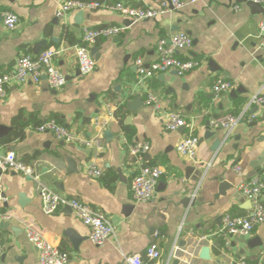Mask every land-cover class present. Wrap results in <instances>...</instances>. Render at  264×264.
Masks as SVG:
<instances>
[{"label":"crops","instance_id":"obj_1","mask_svg":"<svg viewBox=\"0 0 264 264\" xmlns=\"http://www.w3.org/2000/svg\"><path fill=\"white\" fill-rule=\"evenodd\" d=\"M62 1L0 0V74L11 71L20 54L37 55L56 47L60 52L54 65L72 76L59 89L50 88L44 76L37 83H11L0 98V125L7 127L0 135V152L13 151L32 169L30 175L0 172L6 197L0 210L10 215L0 221L7 223L0 225V264H36L37 252L26 236L27 228L69 252L67 264H129L128 257L135 253L141 254L143 264H264V221L247 236L220 232L225 213L249 211L237 185L256 177L264 183V104L248 108L244 121L239 119L230 132L208 124L217 115L241 113L253 94L264 92V50L259 48L258 35L264 13L246 0H196L137 21L106 9H83L75 27L78 10L57 16ZM121 1L149 6L160 0ZM6 10L20 19L12 31L2 22ZM107 25L124 29L119 35L97 39L91 46L98 55L95 68L76 74L73 45L80 43L83 29ZM177 31L188 33L193 42L176 55L197 59L199 65L183 75L169 70L138 83L135 59L141 57L145 64L154 61L158 41H168ZM41 40L46 45L34 50ZM219 78L230 81L232 88L214 95L210 89ZM148 93L160 101L161 110L145 103ZM138 96L141 103L132 111L127 103ZM167 111L181 114L188 125L166 130ZM49 118L67 126L76 141L38 131L37 126ZM15 122L25 123L24 135L6 141ZM106 130L110 135H105ZM208 130L212 135L205 137ZM189 133L199 137L194 159L175 149ZM216 139L220 144L212 150ZM134 143H148L149 148L138 157L130 152ZM66 155L76 161L77 172L68 173ZM90 164L101 169L100 177L86 172ZM142 165L159 166L163 175L152 199L135 201L129 182ZM223 181L227 185L220 188ZM40 184L102 211L113 223L115 235L95 245L72 210L63 207L43 213ZM21 192L25 201L19 204ZM261 198L264 202V189ZM68 232L80 237L76 247ZM149 245L158 249L157 259L144 255ZM202 246L208 248L207 258L201 256Z\"/></svg>","mask_w":264,"mask_h":264},{"label":"built area","instance_id":"obj_2","mask_svg":"<svg viewBox=\"0 0 264 264\" xmlns=\"http://www.w3.org/2000/svg\"><path fill=\"white\" fill-rule=\"evenodd\" d=\"M196 0H160L156 5L134 6L121 0H63L57 11V16H63L71 10L83 9H106L114 11L131 21L154 18L157 15L173 9L178 10L187 3ZM263 7L264 0H254ZM2 22L7 30H14L20 23L17 14L12 11L2 12ZM124 29L123 25H107L97 28H84L81 41L73 45L77 67L82 75L88 74L96 66V60L91 53V46L102 37H113L119 35ZM258 35L260 38L259 48L264 50V15L258 23ZM192 37L184 32L173 33L168 41L161 39L156 45L157 57L154 61L145 64L141 57L134 61L138 74V83L159 73L174 70L178 75L197 67L199 60L194 58L181 59L176 53L189 48L192 45ZM60 52L56 47H48L37 55L20 54L16 58L13 69L0 74V98L6 95L7 86L11 83L22 84L27 81L37 83L44 76L47 85L52 89H59L66 83L65 75L54 65V58ZM232 88V83L219 78L211 86L214 95L224 93ZM145 103L161 110L160 101L151 93L145 98ZM264 104V92L258 91L247 101V105L241 113L226 112L213 117L209 123L211 128L224 129L230 132L242 118L243 113L253 105ZM163 125L166 130L175 131L180 127L188 125V121L181 114L174 111L165 112ZM40 132L49 131L56 138L65 142L76 141V135L65 125L59 123L55 118H49L37 126ZM199 137L193 133L183 136L176 144L175 149L180 156L194 159ZM149 148L148 143H134L130 146L133 155L141 157ZM236 172L240 171L239 166L234 167ZM16 171L27 175L32 173L31 166L18 159L13 151L0 152V172ZM86 172L93 177L102 175L101 169L90 164ZM163 175V169L156 165H142L139 171L131 178L129 188L131 197L135 201H148L153 198L158 179ZM238 191L244 195L249 202V211L245 215H233L225 213L222 216L220 232L224 235L247 236L256 225L264 221V202L261 198L264 183L259 178H252L240 182L237 185ZM41 210L45 214L53 213L63 207L69 206L74 215L79 218L89 229V239L95 245H102L106 239L115 235V227L109 217L102 211L80 201L61 195L45 184L38 187ZM6 200L4 190L0 184V205ZM10 215L0 210V221L8 220ZM26 236L36 249V264H67L70 260L69 252L62 250L50 243L40 232L26 229ZM144 255L148 259H157L160 256L154 245H149ZM129 264H143L141 254L135 253L128 257ZM239 264H245L241 261Z\"/></svg>","mask_w":264,"mask_h":264},{"label":"water","instance_id":"obj_3","mask_svg":"<svg viewBox=\"0 0 264 264\" xmlns=\"http://www.w3.org/2000/svg\"><path fill=\"white\" fill-rule=\"evenodd\" d=\"M246 3L252 7L254 10L256 11H261L263 12V7L260 3L254 1V0H246ZM83 15V12L82 10H78L73 22H74V26L75 27H78L79 24L81 23V17ZM46 45V41L45 40H41V41H38L35 45H34V50L39 47V46H45ZM91 53L94 55V58L97 59L98 55H97V50L95 47H92L91 48ZM76 74H79V71L77 70ZM72 76H69V75H65V78L66 79H70ZM235 91L234 90H231V93L233 94ZM141 103V98L138 96L136 98H134L131 102L127 103V107L132 110V111H135L137 109V106L138 104ZM250 114H252L253 112L252 111H249ZM241 122L244 121L243 118L240 119ZM209 124V122H208ZM254 124V123H253ZM7 127L6 126H3V125H0V135L2 133H4L6 131ZM180 129H182V127H180ZM105 135H110L109 131L106 130L105 131ZM212 135V132L211 131H207L205 133V137H209ZM220 144V140L219 139H216L213 141V144L211 146V149L212 150H216V148L219 146ZM65 159L68 163V167H69V170H68V173H73V172H77L78 169H77V163L76 161L69 155H66L65 156ZM260 171L262 172L263 169H260ZM227 185V183L225 181L221 182L220 183V188L222 187H225ZM18 203L19 204H22L24 201H25V196H24V193H18ZM189 202V198H185V200L183 201V203H187ZM68 209L71 210V208L69 206H66ZM0 225H4V227L7 225L6 222H2L0 223ZM12 231H15L13 228H11ZM68 236L72 239V242L74 244V247H76V244L78 243L80 237L71 233V232H68ZM201 256H203L204 258H207L208 256V248L205 247V246H202L201 247Z\"/></svg>","mask_w":264,"mask_h":264},{"label":"trees","instance_id":"obj_4","mask_svg":"<svg viewBox=\"0 0 264 264\" xmlns=\"http://www.w3.org/2000/svg\"><path fill=\"white\" fill-rule=\"evenodd\" d=\"M82 1H89V0H82ZM71 42H73V39L71 37L70 39ZM115 115L119 116V112H115ZM121 116H119L120 118ZM121 120V118H120ZM40 122L37 123V125L39 124ZM25 123H20V122H15L12 126V132H11V136H9V139H7L6 141H9L14 138H21L23 137L24 135V130H23V127H24Z\"/></svg>","mask_w":264,"mask_h":264}]
</instances>
